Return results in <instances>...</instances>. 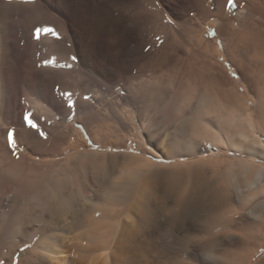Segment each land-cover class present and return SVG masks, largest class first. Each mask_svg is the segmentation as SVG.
Returning a JSON list of instances; mask_svg holds the SVG:
<instances>
[{
	"label": "bare ground",
	"instance_id": "obj_1",
	"mask_svg": "<svg viewBox=\"0 0 264 264\" xmlns=\"http://www.w3.org/2000/svg\"><path fill=\"white\" fill-rule=\"evenodd\" d=\"M137 5L174 33L153 0H0V264H110L134 237L151 264H264V101L136 71ZM86 121L98 148L64 147Z\"/></svg>",
	"mask_w": 264,
	"mask_h": 264
},
{
	"label": "rangeland",
	"instance_id": "obj_2",
	"mask_svg": "<svg viewBox=\"0 0 264 264\" xmlns=\"http://www.w3.org/2000/svg\"><path fill=\"white\" fill-rule=\"evenodd\" d=\"M153 1L164 11L166 22L173 26L174 33H168L166 28H158L152 21L147 22L142 14L144 7L135 6L138 16L132 40L135 61L138 63L136 71L166 81L199 73L198 76H203V81L207 83L209 78L206 77L211 70L216 76L217 86L244 94L249 103L258 98L264 101V0ZM239 12H248V15L240 20ZM202 85L205 86L204 83ZM67 89L65 83H59L58 87H54V96L71 102L73 98L69 100L66 97ZM122 89V95L124 92L133 95L131 88ZM87 101L89 100L79 99L76 102L84 104ZM104 101L108 104H124L115 94L105 96ZM104 122V148L110 152L128 149L131 138L126 137V133L114 121L105 119ZM3 124L6 128L12 127L9 123ZM84 125L79 130L75 128L80 134L76 132L68 135L64 147L98 148L95 141L96 125L91 121H86ZM61 147L56 153L49 154V158H56ZM208 179L213 177L210 175ZM90 181L93 187L91 190L95 192L99 181ZM136 240L134 237L126 245L125 250L128 252L126 250L122 258L114 257L110 264H151L148 250ZM73 243L76 245L70 248L72 257L85 261L87 258L79 256L78 245L81 242L74 240ZM263 260L264 251L256 258V262ZM160 262L161 260L156 264H161Z\"/></svg>",
	"mask_w": 264,
	"mask_h": 264
},
{
	"label": "snow or ice",
	"instance_id": "obj_3",
	"mask_svg": "<svg viewBox=\"0 0 264 264\" xmlns=\"http://www.w3.org/2000/svg\"><path fill=\"white\" fill-rule=\"evenodd\" d=\"M29 123L31 124V121H29ZM33 126H34V125H33ZM10 139H11V138H10ZM12 146H13V148H14V147H15V144L13 143V145H12Z\"/></svg>",
	"mask_w": 264,
	"mask_h": 264
}]
</instances>
